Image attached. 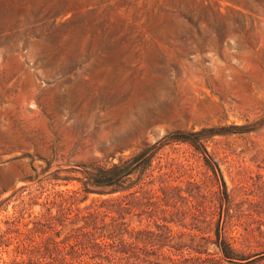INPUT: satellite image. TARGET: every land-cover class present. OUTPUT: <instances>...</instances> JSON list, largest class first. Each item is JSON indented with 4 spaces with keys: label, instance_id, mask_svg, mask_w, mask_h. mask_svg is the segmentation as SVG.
I'll return each instance as SVG.
<instances>
[{
    "label": "rangeland",
    "instance_id": "obj_1",
    "mask_svg": "<svg viewBox=\"0 0 264 264\" xmlns=\"http://www.w3.org/2000/svg\"><path fill=\"white\" fill-rule=\"evenodd\" d=\"M161 141L153 264H264V0H0V264H86L88 172Z\"/></svg>",
    "mask_w": 264,
    "mask_h": 264
},
{
    "label": "trees",
    "instance_id": "obj_2",
    "mask_svg": "<svg viewBox=\"0 0 264 264\" xmlns=\"http://www.w3.org/2000/svg\"><path fill=\"white\" fill-rule=\"evenodd\" d=\"M161 144L162 141L145 148L113 167L88 172L89 181L85 187L89 194L127 195L104 202L95 210L90 208L84 219L85 225L72 231L71 236L82 231L87 239V256L90 259L84 261L86 264H153L151 258L156 249L158 252L163 250L165 234L162 230L167 226L160 223L170 222L165 187L168 175L163 172L164 169L153 165ZM157 171L160 174L156 175ZM156 182L160 184L157 191L150 187ZM137 188L141 191H135ZM133 207L141 210L143 215H148L161 231L145 229L131 232L124 214ZM52 228L57 236L62 234L61 230Z\"/></svg>",
    "mask_w": 264,
    "mask_h": 264
}]
</instances>
